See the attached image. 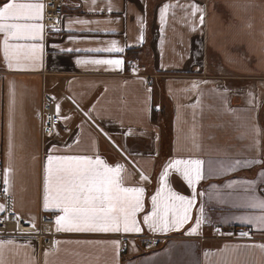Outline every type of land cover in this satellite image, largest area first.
Masks as SVG:
<instances>
[{
    "label": "crops",
    "instance_id": "0c3cea01",
    "mask_svg": "<svg viewBox=\"0 0 264 264\" xmlns=\"http://www.w3.org/2000/svg\"><path fill=\"white\" fill-rule=\"evenodd\" d=\"M4 2L0 0V6ZM29 2L44 4L43 0ZM194 4L204 9L203 25L199 12L192 15L190 6ZM40 23L44 25L43 19ZM2 42L0 34V154L4 169L9 164V93L13 86L15 90V150L9 188L13 211L36 221L42 212H48L43 209L44 169L54 146L62 150L57 154H67L66 145L72 146V154L98 153L111 165L128 170L127 186L145 188V209L138 215L141 233H60L55 240L59 245L47 247L31 238L0 236L16 245H30L6 249V264H30L33 259L35 264H66L79 259L71 255L75 252L91 253L89 258L99 256V264H217L224 257L239 264H264V252L259 248L243 247L231 254L236 245L264 244V229L232 219L259 214L258 210L221 205L209 201L207 195L214 184L224 192L243 194L241 188L224 185L233 179L256 180L264 169V164H257L224 176H207L209 160H264V0H64L57 31L50 28L46 32L44 26L42 41H19L43 44L34 68L9 70ZM113 42L123 51H89L110 48ZM94 59H120L123 63L119 67L77 63ZM194 82L196 89H192ZM45 90L57 97L60 113L56 131L47 137L42 135L37 115ZM62 92L69 98L61 96ZM253 124L261 129L255 147ZM189 158L205 161L207 178L195 185L204 195L196 197L192 219L182 229L154 233L143 223V216L151 210V196L160 187V176L174 159ZM136 169L149 180L142 182ZM168 172L169 187L191 198L193 189L180 174L173 169ZM256 194L264 195V182L256 185ZM201 205L206 220L197 234L188 235ZM223 226L238 228L242 238H215ZM245 228L252 229L254 237L243 238L240 233ZM148 234L165 237L161 246L145 250L144 235ZM112 239L121 242L115 259L107 245L83 243ZM45 252L50 253L47 258Z\"/></svg>",
    "mask_w": 264,
    "mask_h": 264
},
{
    "label": "snow or ice",
    "instance_id": "6c2138e0",
    "mask_svg": "<svg viewBox=\"0 0 264 264\" xmlns=\"http://www.w3.org/2000/svg\"><path fill=\"white\" fill-rule=\"evenodd\" d=\"M192 15L200 13L199 23L204 24V9L198 5H191ZM45 5L29 0H6L0 6V34L3 35V57L9 70H24L34 68L43 52L42 43H19V41H42L44 25L43 19ZM167 6L161 10V21ZM81 23H85L81 21ZM250 28L251 25L249 24ZM196 28L193 26V31ZM143 39V36H141ZM67 51H72L68 49ZM89 51L122 52L123 49L113 46L107 49H90ZM77 63H90L93 65H111L119 67L123 61L120 59H94L90 61H77ZM207 83V82H205ZM198 88L197 83L192 84V89ZM9 104V164L3 171L4 192H9L12 184V156L15 150L13 141V116L15 110V90L10 88ZM59 114V105H57ZM253 146L259 144L261 129L255 124L251 126ZM58 135V133H55ZM79 147L80 138H76ZM67 154H57L62 150L53 147V152L47 154V162L44 169L43 209L52 211L54 215V227L56 233H80V234H129L143 231L138 222V215L144 212L145 188L140 186H127L129 181L128 170L120 164L111 165L98 153L72 154L71 145H66ZM216 163L219 166H214ZM257 164H264V160L245 159L234 161H207V176H224L241 168H251ZM173 169L179 173L187 185L193 189L192 197H186L173 191L169 187V172ZM205 174V161L202 159H174L160 176V187L151 196V210L143 216V223L154 233L167 234L171 231H179L192 219L191 211L196 204V197L204 195L196 191L195 185L207 178ZM140 180L147 182L149 177L140 174ZM264 182V169L258 174L256 180H229L224 187L227 189H243V194L233 191L224 192L212 185V191L208 195L209 201L215 200L218 204H231L233 207L258 210L259 214H243L233 216L232 219L245 224L256 225L264 229V195L256 194V185ZM4 211V205L0 204V212ZM199 217L195 220V226L191 227L187 234L194 235L205 222V209L201 205ZM33 227L35 225L33 224ZM248 236V232L240 233ZM59 245L60 241L55 242ZM80 244V241L76 242ZM87 245L104 244L111 248L113 258L118 257L121 242L118 239L108 241H84ZM30 247V245H16L12 239H0V264H6L5 250L10 248ZM243 247L259 248L264 252V244L241 246L236 245L231 249V254L236 255ZM107 250V249H105ZM225 253L229 252L225 246ZM45 252V257L49 255ZM78 257L66 264H99V256L89 258L91 253H71ZM205 255H209L205 253ZM30 264H35L31 260ZM217 264H239L238 260L222 258Z\"/></svg>",
    "mask_w": 264,
    "mask_h": 264
},
{
    "label": "built area",
    "instance_id": "2783aa9c",
    "mask_svg": "<svg viewBox=\"0 0 264 264\" xmlns=\"http://www.w3.org/2000/svg\"><path fill=\"white\" fill-rule=\"evenodd\" d=\"M44 16L43 23L46 32L50 28L57 31L62 23L64 0H43ZM61 96L69 98L67 93L62 92ZM41 120V130L44 137L52 135L60 123V113L57 114V97L52 91L45 90L42 95V104L37 112ZM3 165L0 154V204L4 205V211L0 212V236H15L31 238L41 247L52 246L60 233L55 232L54 215L52 211L42 212L39 218L33 220L26 216L16 214L12 209V199L10 192H4L3 188L8 187L3 184ZM136 174L140 175L141 170L136 169ZM33 224L35 227H33ZM228 229L232 236L238 234V228L234 226H223ZM244 232H248L245 238L254 237V232L250 228H245ZM164 237L150 236L146 237L143 242L145 249H153L160 247Z\"/></svg>",
    "mask_w": 264,
    "mask_h": 264
},
{
    "label": "rangeland",
    "instance_id": "374dc122",
    "mask_svg": "<svg viewBox=\"0 0 264 264\" xmlns=\"http://www.w3.org/2000/svg\"><path fill=\"white\" fill-rule=\"evenodd\" d=\"M207 72V71H206ZM150 236H157V235H152V234H148V235H144V240L146 237H150ZM171 236V235H170ZM215 238L217 239H234V238H242L238 235L236 236H232L230 230L222 228L219 229L218 233L216 235H214ZM165 238V237H164ZM245 238V237H243ZM144 242V241H143ZM41 247V246H40ZM158 248V247H157ZM145 249V248H144ZM156 249V248H153ZM153 249H145V250H153Z\"/></svg>",
    "mask_w": 264,
    "mask_h": 264
},
{
    "label": "trees",
    "instance_id": "16d2710c",
    "mask_svg": "<svg viewBox=\"0 0 264 264\" xmlns=\"http://www.w3.org/2000/svg\"><path fill=\"white\" fill-rule=\"evenodd\" d=\"M164 110V109H163ZM168 120V119H167ZM163 127L166 128L167 131H169V126L165 122L163 123ZM169 136V135H168Z\"/></svg>",
    "mask_w": 264,
    "mask_h": 264
}]
</instances>
